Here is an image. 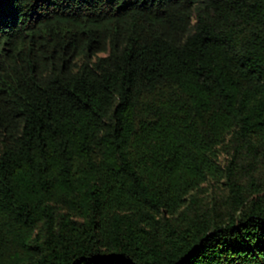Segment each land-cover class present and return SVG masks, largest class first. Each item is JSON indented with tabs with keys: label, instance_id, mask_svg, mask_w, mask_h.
I'll return each mask as SVG.
<instances>
[{
	"label": "trees",
	"instance_id": "trees-1",
	"mask_svg": "<svg viewBox=\"0 0 264 264\" xmlns=\"http://www.w3.org/2000/svg\"><path fill=\"white\" fill-rule=\"evenodd\" d=\"M263 171L264 0H0V264H264Z\"/></svg>",
	"mask_w": 264,
	"mask_h": 264
},
{
	"label": "rangeland",
	"instance_id": "rangeland-1",
	"mask_svg": "<svg viewBox=\"0 0 264 264\" xmlns=\"http://www.w3.org/2000/svg\"><path fill=\"white\" fill-rule=\"evenodd\" d=\"M221 159L223 162H225L227 156H225V154H222ZM261 178L264 179V171L262 172ZM221 188H222L221 184H217L213 182L203 185L201 190V199L209 200V198H213L215 196H221L220 195Z\"/></svg>",
	"mask_w": 264,
	"mask_h": 264
}]
</instances>
